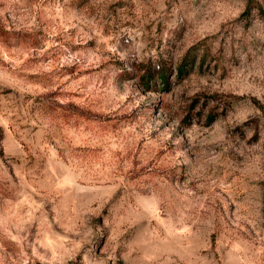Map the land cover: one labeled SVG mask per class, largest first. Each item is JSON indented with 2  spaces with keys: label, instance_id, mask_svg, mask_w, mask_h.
<instances>
[{
  "label": "rangeland",
  "instance_id": "374dc122",
  "mask_svg": "<svg viewBox=\"0 0 264 264\" xmlns=\"http://www.w3.org/2000/svg\"><path fill=\"white\" fill-rule=\"evenodd\" d=\"M0 264H264V0H0Z\"/></svg>",
  "mask_w": 264,
  "mask_h": 264
},
{
  "label": "trees",
  "instance_id": "16d2710c",
  "mask_svg": "<svg viewBox=\"0 0 264 264\" xmlns=\"http://www.w3.org/2000/svg\"><path fill=\"white\" fill-rule=\"evenodd\" d=\"M178 71H179V72L182 71L181 67H179ZM159 75H160V78H159V79H160V80H163L165 76H164L163 74H159Z\"/></svg>",
  "mask_w": 264,
  "mask_h": 264
}]
</instances>
